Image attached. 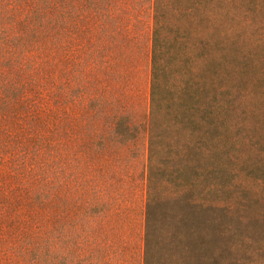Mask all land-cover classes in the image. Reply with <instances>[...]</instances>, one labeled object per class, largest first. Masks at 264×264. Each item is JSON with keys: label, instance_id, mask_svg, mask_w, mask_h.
<instances>
[{"label": "rangeland", "instance_id": "obj_1", "mask_svg": "<svg viewBox=\"0 0 264 264\" xmlns=\"http://www.w3.org/2000/svg\"><path fill=\"white\" fill-rule=\"evenodd\" d=\"M243 2L263 27L228 46L224 128L153 264H264V0ZM174 8L0 0V264H143L152 14Z\"/></svg>", "mask_w": 264, "mask_h": 264}, {"label": "trees", "instance_id": "obj_2", "mask_svg": "<svg viewBox=\"0 0 264 264\" xmlns=\"http://www.w3.org/2000/svg\"><path fill=\"white\" fill-rule=\"evenodd\" d=\"M165 1L182 8L152 14L143 264L155 262L151 240L159 233L166 203L191 191L192 170L205 172L209 166L213 129L224 128L223 80L230 42L244 38L250 24L263 27L255 20L245 22L243 0ZM50 54L48 46L49 61ZM126 119L129 116L118 115L115 125L122 126ZM130 125L127 122L128 131Z\"/></svg>", "mask_w": 264, "mask_h": 264}]
</instances>
